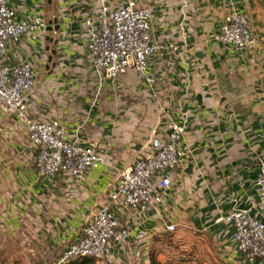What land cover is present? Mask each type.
<instances>
[{
	"label": "crops",
	"instance_id": "obj_1",
	"mask_svg": "<svg viewBox=\"0 0 264 264\" xmlns=\"http://www.w3.org/2000/svg\"><path fill=\"white\" fill-rule=\"evenodd\" d=\"M8 1L19 19L40 11L51 28L43 40L24 37L6 52L9 63L43 58L27 98L30 117L58 119L70 136L84 123L79 143L95 146L105 164L80 184L38 180L24 127L1 118V248L50 264L60 239H77L79 216L103 207L118 173L147 152L152 130L163 134L172 121L185 124L186 156L172 173L166 222L208 240L223 264H249L235 252L231 228L218 220L251 207L249 198L257 201L255 180L264 161V0H135L151 12L155 38L179 49L170 59L151 61L154 88L128 72L105 82L96 99L82 20L100 0ZM103 1L117 8L124 0ZM232 11L249 20L258 42L253 52H231L211 40ZM257 213L264 223V207ZM148 227L146 244L166 233L163 226Z\"/></svg>",
	"mask_w": 264,
	"mask_h": 264
},
{
	"label": "built area",
	"instance_id": "obj_2",
	"mask_svg": "<svg viewBox=\"0 0 264 264\" xmlns=\"http://www.w3.org/2000/svg\"><path fill=\"white\" fill-rule=\"evenodd\" d=\"M82 22L87 29L85 47L96 86L95 99L105 82H115L128 72L154 88L156 78L149 72L151 61L170 59L179 49L155 38L151 12L135 0H124L117 8L100 0ZM48 29L42 12L19 19L9 1L0 0V119L9 118L24 127L25 150L38 180L52 183L61 177L80 184L105 164L104 154L93 145L79 143L84 123L70 136L58 119L39 122L30 117L27 98L36 85L37 61L43 62V58L16 63L6 59L10 46L18 45L24 37L43 40ZM210 37L239 54L253 52L258 46L249 20L237 11L228 13L219 31ZM186 87L188 91V83ZM184 134L185 124L172 121L163 134L152 130L147 152L118 173L103 207L79 216V225L73 231L77 239H60L59 254L50 264H66L80 257L109 264L111 260L127 258L131 247L145 245L148 226H163L166 233H175L176 226L165 220L166 200L173 187L172 173L186 156L182 147ZM254 192L257 201L249 198L251 207L233 209L218 221L231 228V241L240 257L249 264H264V223L257 213L264 207V161L260 162ZM253 209L258 211L252 214Z\"/></svg>",
	"mask_w": 264,
	"mask_h": 264
},
{
	"label": "rangeland",
	"instance_id": "obj_3",
	"mask_svg": "<svg viewBox=\"0 0 264 264\" xmlns=\"http://www.w3.org/2000/svg\"><path fill=\"white\" fill-rule=\"evenodd\" d=\"M150 239L152 241L150 244L136 247V250L130 252L127 258H123L124 261L122 259L115 261L125 264H149L151 255L159 264H223L216 256L214 257L215 253L208 240L201 239L198 234L183 233L181 228H176L173 234L157 233ZM2 244L0 237V264H43L37 260H31L26 253L16 255V251H4L1 248ZM141 248L144 250H140ZM110 263L116 264L112 260ZM94 264L103 263L98 261Z\"/></svg>",
	"mask_w": 264,
	"mask_h": 264
},
{
	"label": "trees",
	"instance_id": "obj_4",
	"mask_svg": "<svg viewBox=\"0 0 264 264\" xmlns=\"http://www.w3.org/2000/svg\"><path fill=\"white\" fill-rule=\"evenodd\" d=\"M98 260L89 258V257H80V258H75L72 260H69L66 264H94V262H97ZM125 264V263H121ZM149 264H159L158 262L155 261L154 258L150 255L149 257Z\"/></svg>",
	"mask_w": 264,
	"mask_h": 264
},
{
	"label": "water",
	"instance_id": "obj_5",
	"mask_svg": "<svg viewBox=\"0 0 264 264\" xmlns=\"http://www.w3.org/2000/svg\"><path fill=\"white\" fill-rule=\"evenodd\" d=\"M49 30H51V28H49ZM56 30H57V28H56Z\"/></svg>",
	"mask_w": 264,
	"mask_h": 264
}]
</instances>
